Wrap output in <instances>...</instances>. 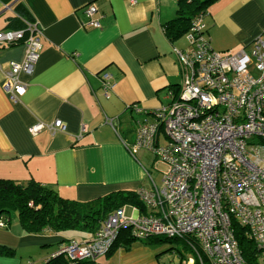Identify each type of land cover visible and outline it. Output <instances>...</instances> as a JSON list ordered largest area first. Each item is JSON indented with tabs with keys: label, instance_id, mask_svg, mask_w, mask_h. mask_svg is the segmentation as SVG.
<instances>
[{
	"label": "crops",
	"instance_id": "obj_1",
	"mask_svg": "<svg viewBox=\"0 0 264 264\" xmlns=\"http://www.w3.org/2000/svg\"><path fill=\"white\" fill-rule=\"evenodd\" d=\"M90 3L98 29L82 26ZM178 8V0H0V31L19 28L17 17L28 13L39 23L42 46L31 76H21L24 94L11 101L3 88L6 74L25 48L0 45V180L35 181L79 203L119 191L152 192L157 186L147 165L151 154L157 159L132 148L136 129L127 124L134 115L140 117L136 128L151 120L186 77L173 53L187 46L185 34L171 41L163 31ZM200 13L204 36L218 53L247 48L264 32V0H214ZM103 71L112 76L107 97ZM57 120L64 129L51 132ZM38 124L43 128L31 132ZM164 139L160 132L159 145ZM123 208L134 220L153 213L145 204ZM15 213L16 219L0 215V264H45L65 243L94 238L83 229L30 233ZM130 237V230H121L110 252L90 263L163 264L167 248Z\"/></svg>",
	"mask_w": 264,
	"mask_h": 264
},
{
	"label": "built area",
	"instance_id": "obj_2",
	"mask_svg": "<svg viewBox=\"0 0 264 264\" xmlns=\"http://www.w3.org/2000/svg\"><path fill=\"white\" fill-rule=\"evenodd\" d=\"M96 10L94 3L85 6L83 27L100 28ZM204 34L198 13L185 33L186 48H173L186 71L177 97L169 92L172 101L136 128L132 148L152 152L165 167L160 187L137 192L153 213L134 220L119 208L92 240H71L51 258L93 261L108 254L119 232L128 228L136 241L191 237L194 243H185L200 264L205 259L208 264H245L234 224L247 229L264 257V32L234 53L213 51ZM19 41L25 48L22 61L10 63L3 86L12 101L24 94L21 76H31L39 58V23L0 31V45ZM99 78L107 97L112 76L103 71ZM42 128L35 125L31 132ZM49 128L55 132L64 126L57 120ZM84 132L85 126L78 136ZM160 132L164 146L158 143Z\"/></svg>",
	"mask_w": 264,
	"mask_h": 264
},
{
	"label": "trees",
	"instance_id": "obj_3",
	"mask_svg": "<svg viewBox=\"0 0 264 264\" xmlns=\"http://www.w3.org/2000/svg\"><path fill=\"white\" fill-rule=\"evenodd\" d=\"M213 1L214 0H178V17L166 23L163 28L167 38L172 41L183 36L189 30L192 18L202 12ZM23 13L24 12H21V15L19 14L17 17L21 23V26H18L19 28L5 29L24 30L28 23L34 21V19H30L26 16L28 13ZM13 19L17 20L16 18H10V20ZM18 43L23 45L22 41ZM2 45L11 46L14 44ZM177 95L178 90H174L173 96L177 97ZM141 203L142 201L138 193L133 191H119L100 198L98 201L79 203L62 199L55 191L35 181L30 180L25 183H16L10 180H0V215H8L16 211L23 228L30 233H39L43 230L59 232L69 229H83L94 232L95 236L109 214L119 208H123L125 205L133 204L142 207L143 203ZM232 228L234 238L241 250L244 263L264 264V257L261 256L260 251L257 250L252 239L249 238L247 229L238 227L236 224H234ZM122 230L129 231L128 228ZM161 238L164 237L152 236L148 237L145 241L148 245H154L156 242H159ZM176 240H182L183 242L189 240L194 243L191 237ZM128 241H135V239L130 237ZM189 260L193 261L192 264H200L195 258ZM189 260H187L185 264ZM78 262L82 264H91L90 261ZM202 263L208 264L206 259L202 261ZM45 264H68V261L64 255H59L51 258Z\"/></svg>",
	"mask_w": 264,
	"mask_h": 264
},
{
	"label": "rangeland",
	"instance_id": "obj_4",
	"mask_svg": "<svg viewBox=\"0 0 264 264\" xmlns=\"http://www.w3.org/2000/svg\"><path fill=\"white\" fill-rule=\"evenodd\" d=\"M84 16H85V21H86L87 20L86 15L84 14ZM3 22H4V19H3ZM204 23H206L205 19H204ZM5 30H11V29H5ZM17 31H19V30H17ZM213 44H214V42H213ZM230 51L231 52H229V53H234L235 50H230ZM219 53H228V52H219ZM10 66L11 65L9 64V69H10ZM9 69H8V71H9ZM253 75H255V74L253 73ZM139 118L140 117L136 116V115H134L133 117H130L129 123L127 125L131 130L134 131V128L136 129V121L139 120ZM166 143H167V140L164 139V143L161 144V146L166 145ZM145 151H147V150H145ZM151 155L149 156L150 161H149V164L147 165V168H148L150 175H151V178L154 181V183L156 184V186L160 187L161 179H162L161 171H163L165 169V167H164V165H162L160 162L157 161L158 158H156V156H155V159H157V160H154L153 159L154 157L152 158L153 155L152 156ZM150 184H151V182L149 181V187L152 186V184L151 185ZM10 215L12 216V219L13 218L16 219V217H17L15 212H11ZM156 243H159V244H156ZM156 243L155 244L157 245V247H161L163 249L167 248L161 254V260H162L163 264H169V263L180 264L181 260L184 261V263H185L187 260L195 258L194 252L185 243V241L183 242L182 240H176L174 238H169V239L168 238L167 239L161 238V240L159 242H156Z\"/></svg>",
	"mask_w": 264,
	"mask_h": 264
},
{
	"label": "bare ground",
	"instance_id": "obj_5",
	"mask_svg": "<svg viewBox=\"0 0 264 264\" xmlns=\"http://www.w3.org/2000/svg\"><path fill=\"white\" fill-rule=\"evenodd\" d=\"M17 42H13L12 44H16ZM24 85V89H26L27 84H23Z\"/></svg>",
	"mask_w": 264,
	"mask_h": 264
},
{
	"label": "clouds",
	"instance_id": "obj_6",
	"mask_svg": "<svg viewBox=\"0 0 264 264\" xmlns=\"http://www.w3.org/2000/svg\"><path fill=\"white\" fill-rule=\"evenodd\" d=\"M196 16V15H195ZM17 98H19V97H17Z\"/></svg>",
	"mask_w": 264,
	"mask_h": 264
}]
</instances>
